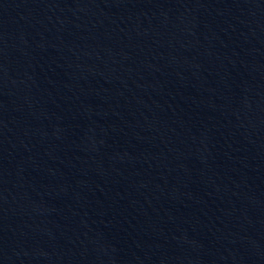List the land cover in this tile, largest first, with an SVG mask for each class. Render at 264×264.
<instances>
[{
  "label": "water",
  "instance_id": "obj_1",
  "mask_svg": "<svg viewBox=\"0 0 264 264\" xmlns=\"http://www.w3.org/2000/svg\"><path fill=\"white\" fill-rule=\"evenodd\" d=\"M0 264H264V0H0Z\"/></svg>",
  "mask_w": 264,
  "mask_h": 264
}]
</instances>
